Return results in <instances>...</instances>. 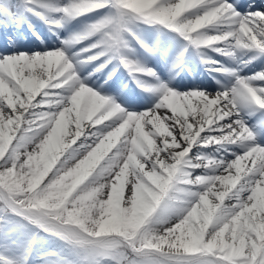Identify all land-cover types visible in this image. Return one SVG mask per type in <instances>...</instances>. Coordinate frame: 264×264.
<instances>
[{"label":"snow or ice","instance_id":"snow-or-ice-1","mask_svg":"<svg viewBox=\"0 0 264 264\" xmlns=\"http://www.w3.org/2000/svg\"><path fill=\"white\" fill-rule=\"evenodd\" d=\"M0 264H264V0H0Z\"/></svg>","mask_w":264,"mask_h":264}]
</instances>
